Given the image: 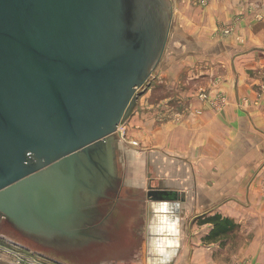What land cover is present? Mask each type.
I'll return each instance as SVG.
<instances>
[{
	"label": "water",
	"instance_id": "obj_1",
	"mask_svg": "<svg viewBox=\"0 0 264 264\" xmlns=\"http://www.w3.org/2000/svg\"><path fill=\"white\" fill-rule=\"evenodd\" d=\"M170 21V0H0V218L57 250L1 234L68 264L142 263L139 150L118 125Z\"/></svg>",
	"mask_w": 264,
	"mask_h": 264
},
{
	"label": "crops",
	"instance_id": "obj_2",
	"mask_svg": "<svg viewBox=\"0 0 264 264\" xmlns=\"http://www.w3.org/2000/svg\"><path fill=\"white\" fill-rule=\"evenodd\" d=\"M198 11L194 28L181 22V29L198 32V74L206 86L189 99L183 93L188 105L174 116L165 104L151 105V121L164 124L162 142L145 157L148 185L176 191L177 199L153 200L147 192V219L153 213L156 226L146 232L141 264H264V0H208ZM227 26L234 32L224 37ZM205 89L225 94L221 109L199 98ZM184 170L191 177L183 179ZM190 185L193 195L184 190ZM187 202L195 205L185 238L173 204ZM210 218L235 227L212 236Z\"/></svg>",
	"mask_w": 264,
	"mask_h": 264
},
{
	"label": "rangeland",
	"instance_id": "obj_3",
	"mask_svg": "<svg viewBox=\"0 0 264 264\" xmlns=\"http://www.w3.org/2000/svg\"><path fill=\"white\" fill-rule=\"evenodd\" d=\"M207 2L208 0H170L171 27L163 55L156 64L154 72L150 75L147 83L139 88L136 104L132 109V115H129L124 123L118 125L120 142L132 143L139 150L141 247L146 243V232L148 231V228L153 225V227L150 228L151 231H155L153 228L156 226L155 222H153V224L150 222L153 220V213H149L148 215H151V219H147L148 208L150 207V210L153 208L151 207V200L149 201L147 199L149 171L145 157L148 152L153 150L156 145L155 143L162 142L163 136L161 128L159 127L164 124L163 120L157 121L156 123L151 121L150 118L155 116L151 112V105H153V103L160 105L165 104L174 116L179 112L182 113L184 107L188 105V102L186 103V101L183 100V93H186V97L189 99L191 94H194V92L198 94V87L203 88L206 86V81H203L204 76L198 74V39L195 35L198 32L195 33L192 31V33L189 34L190 36H187L185 33L186 31L181 29V24H184L182 28L184 27L187 30H192L194 28V22H196L195 20L198 19V14L199 16L201 14L200 11H198V6L206 5ZM189 20H192V26L190 27L186 24ZM233 32V26H227L222 29L224 37L230 36ZM181 37L185 39V42H181ZM186 68H190L192 74H188V69ZM199 93V98L202 100H208L209 103L216 109H221L226 100L225 94L221 92L211 94L207 89H205L201 90ZM181 94H183V96ZM246 99L247 98H242V103H244ZM155 109H157V107ZM149 120L151 121L150 123H148ZM171 125L172 124H170V126ZM137 127L142 129L141 136L134 133V131L136 132ZM133 129L134 131H132ZM262 162H264V160ZM171 165L173 166L172 163ZM182 165L184 167L187 166L186 164ZM179 175H181L183 179L191 177V173L185 172V170L183 172H179ZM184 190L186 193L193 195L194 186H187ZM173 205V212L181 214L180 221L178 220L179 226L177 225V227H182V230L184 231L183 234L185 238H187L191 229L185 218L192 215L191 212L195 203L187 202L185 204H181L182 206L180 207L178 203ZM154 221L156 220L154 219ZM160 230L161 227H158V231ZM0 236L14 240L1 233ZM14 241L19 242L17 240ZM19 243L20 245L27 246L28 248L37 251V249L21 242ZM18 248L20 247L11 245L9 242L0 238V259L3 260L2 262H9L12 264H16L15 262H18V264H49L43 262V260H37L36 256H29L25 251L23 252L24 249L21 248L22 250H20ZM13 253L29 257L31 259V263H25L24 259L17 257L16 255H12ZM40 253L45 254L41 251ZM141 253L143 259V257H145V253L143 250H141ZM18 258L21 260H18ZM58 261L68 264L59 259Z\"/></svg>",
	"mask_w": 264,
	"mask_h": 264
},
{
	"label": "flooded vegetation",
	"instance_id": "obj_4",
	"mask_svg": "<svg viewBox=\"0 0 264 264\" xmlns=\"http://www.w3.org/2000/svg\"><path fill=\"white\" fill-rule=\"evenodd\" d=\"M103 202V201H102ZM102 202H100V204H98L97 205V208H98V211H100V209L102 210V211H105V208H104V206L102 205ZM105 215H103V217H104ZM1 217V216H0ZM102 217V218H103ZM3 220H1V218H0V229H1V227H3L2 226V224H4L5 226H9L10 228H12L13 230H15L18 234H20L21 236H24V237H27V238H29V240L30 241H32V242H34L36 245H38V246H41V247H50V248H52V249H56V243H53L52 241H49L48 239H46L44 236H41V235H36V234H33V233H29V232H27V231H24V230H22V229H20V228H17L11 221H9L7 218H2ZM1 232V231H0ZM108 235V234H107ZM106 235V236H107ZM0 238H2V239H4L5 241H7V242H9L11 245H16V246H18V247H20V248H18V249H20V250H22V249H24L23 250V252L25 251L29 256H36V258H37V260H39V261H42L43 260V262H46V263H51V264H64V263H62V262H60V261H58V259H56V258H54V257H51V256H48V255H46V254H42V253H40V251H36V250H32L31 248H28L27 246H23V245H20V243L19 242H15L14 240H10V239H8V238H6V237H2V236H0ZM107 238V237H106ZM73 244H75V243H71V245L70 244H67V245H69L70 247L71 246H75V245H73ZM87 244V243H86ZM22 248V249H21ZM26 248V249H25ZM57 250V249H56ZM12 255H16L17 257H21L22 259H24L25 261V263H31V259L29 258V257H27V256H24V255H19V254H17V253H13ZM18 259H20V258H18ZM21 260V259H20ZM3 260H1L0 259V262H2ZM3 263H6V262H3ZM6 264H8V263H6Z\"/></svg>",
	"mask_w": 264,
	"mask_h": 264
},
{
	"label": "trees",
	"instance_id": "obj_5",
	"mask_svg": "<svg viewBox=\"0 0 264 264\" xmlns=\"http://www.w3.org/2000/svg\"><path fill=\"white\" fill-rule=\"evenodd\" d=\"M207 221L213 222V224L215 225V230L212 233V236H218L235 227V225L232 222H229L228 220L221 221L218 218H210L209 220H206V222Z\"/></svg>",
	"mask_w": 264,
	"mask_h": 264
},
{
	"label": "built area",
	"instance_id": "obj_6",
	"mask_svg": "<svg viewBox=\"0 0 264 264\" xmlns=\"http://www.w3.org/2000/svg\"><path fill=\"white\" fill-rule=\"evenodd\" d=\"M18 260H20V259H18Z\"/></svg>",
	"mask_w": 264,
	"mask_h": 264
},
{
	"label": "bare ground",
	"instance_id": "obj_7",
	"mask_svg": "<svg viewBox=\"0 0 264 264\" xmlns=\"http://www.w3.org/2000/svg\"><path fill=\"white\" fill-rule=\"evenodd\" d=\"M152 228V227H151Z\"/></svg>",
	"mask_w": 264,
	"mask_h": 264
}]
</instances>
